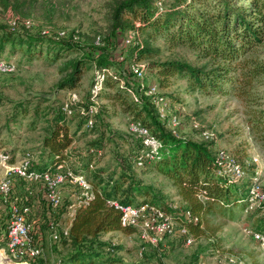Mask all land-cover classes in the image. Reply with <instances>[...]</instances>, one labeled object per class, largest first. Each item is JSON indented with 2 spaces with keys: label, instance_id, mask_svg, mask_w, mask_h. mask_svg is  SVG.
Returning <instances> with one entry per match:
<instances>
[{
  "label": "rangeland",
  "instance_id": "rangeland-1",
  "mask_svg": "<svg viewBox=\"0 0 264 264\" xmlns=\"http://www.w3.org/2000/svg\"><path fill=\"white\" fill-rule=\"evenodd\" d=\"M121 1L0 0V26L5 32L16 35L40 36L47 31V35L55 37L60 31L66 36L77 32L79 43L88 50L99 35L109 40L106 48L112 56H126L128 48L126 50L121 41L134 31V27L113 30L114 9ZM168 1L171 0H161L162 4ZM25 21H29V26ZM132 40L146 42L157 53L153 58L143 59L144 65L152 61L178 60L194 67H214L198 53L186 47L170 46L159 37L146 36L143 31ZM103 45L100 41L99 46ZM25 49L12 52L7 46L0 52V59L16 65L14 72L0 74V153L7 152L11 157L13 153L12 162L28 158L33 168L43 169L46 162L42 157V139L48 121L59 110L65 114L72 134L66 162L75 173H80L77 171L85 163L86 149L95 145L98 152L89 162L90 171L102 170V177L116 179L120 172L128 170L132 177L150 186L163 206L185 208L167 178L147 166L135 164L134 154L140 137L130 130L134 118L118 103L93 96L96 94L94 66L84 69L75 87H66L62 81L70 73L67 63L80 53L54 60L45 46L33 57H28ZM245 56L257 62L264 61V40ZM125 61V74L129 73L128 79H133L131 60ZM145 73L146 83L158 85V75L148 68ZM224 87L220 91H203L185 80L171 78L169 85L158 91L164 93L168 101L166 128L174 130L178 136L210 142L213 151L224 149L234 154L247 170L241 181L248 185L255 173L264 189V72L248 79L240 77L234 87ZM90 104L97 105L99 111L93 116L92 125L82 120L87 113L81 107ZM203 131L211 133V138H204ZM94 140L99 142L94 143ZM4 172L1 169L0 176ZM86 174L91 185L92 173L87 171ZM86 191L79 184L66 180L57 187L61 202L53 206L43 197L39 183L23 181L13 175L10 198L30 205L33 240L42 254L28 260L11 258L6 248L7 239L1 236L8 225V208L0 204V241L3 240L0 251L7 262L60 264L67 247L61 242L63 236L58 241L51 233L56 230L62 235ZM261 217H264V201L253 199L237 220L208 216L204 219V234L198 238L194 236L190 244H186L183 235L174 234L164 235L153 246L141 240L136 227L131 234L115 231L106 233L101 239L116 247L117 252L113 254L121 260L119 264H264V250L251 234V231H258L256 223ZM258 232L264 236V231Z\"/></svg>",
  "mask_w": 264,
  "mask_h": 264
},
{
  "label": "trees",
  "instance_id": "trees-1",
  "mask_svg": "<svg viewBox=\"0 0 264 264\" xmlns=\"http://www.w3.org/2000/svg\"><path fill=\"white\" fill-rule=\"evenodd\" d=\"M157 1L160 0H122L114 9L113 30L132 29L138 23V32L143 31L150 38L159 37L170 46L186 47L214 65L206 69V66L194 67L178 60L148 62L145 71L148 68L158 75L159 88L168 86L171 78H178L203 91H220L225 89V85L234 87L240 77L248 79L264 72V61L257 62L245 56L264 40V0H171L156 6ZM100 41L104 42L103 46L92 43L88 50L71 34L60 38L45 34L16 35L5 32L0 26V52L7 46L12 52L25 47L27 56L33 57L45 46L54 60L80 53L67 63L70 73L62 81L63 86L75 87L87 66L107 70L101 80V88L95 90L93 96L118 103L131 114L134 122L146 127L161 143L153 158L144 159L143 166L167 178L185 208L199 217L198 222L181 219L193 237L204 234V219L208 216L237 220L250 205L249 184L242 179L219 176L215 151L211 149L210 142L173 134L166 128V121L158 117L152 96L141 95L136 100L128 92L127 87L134 86L135 79H128L129 73L125 74V60L129 59L132 63L153 58L157 54L154 49L146 42L135 43L132 40L124 47L128 48L127 55L122 54V58H118L106 48L109 40L100 37ZM87 107L81 108L87 111ZM88 119L87 113L82 120L87 123ZM48 124L42 139V157L46 163L39 170L52 169L66 161V150L73 140L63 112L56 111ZM138 142L139 147L134 154L136 159L140 152L148 150L140 139ZM97 148L93 145L86 149L85 163L77 171L87 180V171L92 173V195L76 207L67 235H61L58 240L63 236L61 242L67 247L60 264L121 262L113 254L117 252L116 247H111L101 238L114 231L131 234L136 228L121 225V211L111 204L112 201L123 205L152 203L170 210L152 194L149 185L132 177L128 170L120 172L116 179L102 177V170L90 171L89 162L97 154ZM241 166L247 171L243 164ZM138 198L141 200L138 201ZM256 226L258 231H264V217L258 219Z\"/></svg>",
  "mask_w": 264,
  "mask_h": 264
},
{
  "label": "built area",
  "instance_id": "built-area-1",
  "mask_svg": "<svg viewBox=\"0 0 264 264\" xmlns=\"http://www.w3.org/2000/svg\"><path fill=\"white\" fill-rule=\"evenodd\" d=\"M161 5V0L157 1V6ZM25 24L29 26V21H25ZM138 23H135L134 31L123 38L121 41L122 46L125 47L132 42L133 36H138L137 31ZM47 31H43L46 34ZM64 31H60L56 37H65ZM74 40H78V33L72 34ZM95 43H100V36L95 39ZM118 58H122V55H117ZM132 76L135 79L134 86H128V92L134 99H140L141 95L152 96L154 100V106L158 113V117L166 121L167 113L166 108L168 106L167 97L159 93V87L155 83L148 84L145 80V65L142 62H132L130 65ZM16 65L13 62L0 59V74H7L14 72ZM105 69L95 70V83L93 88L98 90L102 85V78L105 73ZM84 110V109H82ZM97 105L90 104L87 107V113L89 119L87 124H93V116L97 113ZM174 122V118H171ZM130 130L137 133L140 137L141 144L148 148L143 153H139L135 164L143 166L144 159L153 158V155L157 152V149L161 146V143L155 139L149 130L140 125L138 122L130 123ZM173 134H176L172 130ZM204 138H209L211 133L208 131L202 132ZM211 138V137H210ZM215 159L218 165L217 173L221 177H228L231 180L242 179L245 175L241 163L238 158L231 153L226 152L224 149H218L215 151ZM5 170L4 174L0 176V204L5 205L8 208V225L6 232L4 233L7 242L6 248L11 258L16 260H28L35 258L42 254V249L35 245L32 235V223L30 221L31 207L26 203H17L10 198L12 190V176L20 177L23 181L36 182L42 186L43 197L53 206L60 204V198L57 195V187L64 183L66 180L72 183L79 184L85 188V197L80 204L84 203L91 195V185L82 173H75L67 162L63 161L55 165L52 169L39 170L31 166L28 158H23L20 161H11V156L7 152L0 153V170ZM257 174L250 177L249 183V200L264 201V189L257 182ZM78 204L77 207L80 205ZM117 209L121 211V225L133 226L139 228V236L142 241L150 245H157L164 235L179 234L185 237L186 244H190L194 241V237L189 233L188 228L181 221L190 220L198 222L199 217L194 215L187 208L170 209L169 211L163 209L155 204L143 203L140 205H123L116 201H112ZM174 213L176 215H174ZM74 211L71 214L73 217ZM70 219V222H71ZM65 227L62 231V235H67L68 228ZM252 237L258 241L261 248L264 250V236L261 232L251 231ZM60 233L56 230L52 231L51 237L54 240H59Z\"/></svg>",
  "mask_w": 264,
  "mask_h": 264
},
{
  "label": "bare ground",
  "instance_id": "bare-ground-1",
  "mask_svg": "<svg viewBox=\"0 0 264 264\" xmlns=\"http://www.w3.org/2000/svg\"><path fill=\"white\" fill-rule=\"evenodd\" d=\"M0 264H10L7 262L5 255L0 251Z\"/></svg>",
  "mask_w": 264,
  "mask_h": 264
},
{
  "label": "crops",
  "instance_id": "crops-1",
  "mask_svg": "<svg viewBox=\"0 0 264 264\" xmlns=\"http://www.w3.org/2000/svg\"><path fill=\"white\" fill-rule=\"evenodd\" d=\"M76 209V208H75ZM75 209L73 211H75ZM72 220V219H71ZM115 232V231H114Z\"/></svg>",
  "mask_w": 264,
  "mask_h": 264
}]
</instances>
